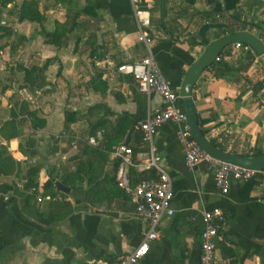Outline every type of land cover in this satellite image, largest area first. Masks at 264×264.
I'll return each instance as SVG.
<instances>
[{"label": "crops", "instance_id": "1", "mask_svg": "<svg viewBox=\"0 0 264 264\" xmlns=\"http://www.w3.org/2000/svg\"><path fill=\"white\" fill-rule=\"evenodd\" d=\"M35 1L42 20H20L23 5ZM237 7L241 21L253 16L257 24L264 22V0H239ZM138 8L150 12L146 31L154 41L155 62L179 94L207 48L204 41L210 45L225 37L234 24L219 0H140ZM67 22L65 45L48 43L45 34ZM252 34L264 41V26ZM0 36V147L15 161L14 173L0 161V264L115 263L141 243L149 223L116 186L119 161L101 146L102 132L140 122L162 105L158 95L139 92L131 76L118 73L120 65L148 55L131 0L0 3ZM222 57L231 71L216 78L211 68L206 70L193 92L200 127L226 152L264 155V66L257 57L232 55V47ZM34 68L43 70L42 87L25 82L24 70ZM177 107L186 112L182 98ZM66 112L77 119L68 127ZM29 113L44 127L35 128ZM93 127H101L96 136L90 135ZM133 129L123 143L130 137L138 163L148 146ZM176 132L177 126L168 123L154 138L161 165L172 179L175 214L163 220L160 240L151 243L140 264H200L203 214L215 209L226 216L217 243L220 264H264V191L258 181L233 183L230 193L221 195L206 164L193 170L185 166ZM94 137L96 146L89 144ZM82 141L101 148V154L82 152ZM83 164L81 174L94 176L93 182L63 184L69 195L45 191L50 172L73 175ZM31 168L37 170L33 180L39 211L47 213L55 197L71 204L68 217L47 226L32 216L19 194Z\"/></svg>", "mask_w": 264, "mask_h": 264}, {"label": "built area", "instance_id": "2", "mask_svg": "<svg viewBox=\"0 0 264 264\" xmlns=\"http://www.w3.org/2000/svg\"><path fill=\"white\" fill-rule=\"evenodd\" d=\"M219 1L224 8L225 0ZM131 3L141 29L140 41L146 45L148 55L140 62L120 65L118 73L131 76L137 83L139 92L148 96L158 95L162 99V105L151 108L146 118L138 123L142 143L148 146V152L143 155L145 159L138 163L135 162L133 149L125 143L115 146L112 150L113 157L119 161L116 171L118 188L132 198L136 205V215L149 223V228L144 233L141 243L131 253L113 264H140L149 253L151 243L160 240V227L163 220L175 214L172 206L174 199L172 179L161 165V156L154 146L156 134L168 123L177 126L176 136L184 152L185 166L189 170H193L201 164H206L209 170L214 173L215 185L221 195L227 196L233 183L251 181H258L259 187L264 191V170L247 169L216 160L193 139L188 115L177 107L181 96L161 73L155 62L152 51L154 41L146 31L150 28V12L138 8L140 0H131ZM231 47L232 55L241 54L245 58L247 56L256 57L253 50L245 44H234ZM222 58L221 55L216 62H221ZM89 144L96 146L98 144L97 137L90 138ZM23 160L26 159L23 158ZM132 169L139 173L151 172L154 175L149 180L132 185ZM225 220V213L220 209L203 214L204 229L201 235L200 264H220L217 257V243Z\"/></svg>", "mask_w": 264, "mask_h": 264}, {"label": "trees", "instance_id": "3", "mask_svg": "<svg viewBox=\"0 0 264 264\" xmlns=\"http://www.w3.org/2000/svg\"><path fill=\"white\" fill-rule=\"evenodd\" d=\"M14 0H0V3L2 6H7L8 4L12 3ZM239 4V0H225L224 2V8L223 11L230 14V18L234 22V24L230 25L227 31H225L224 35H232L235 33L247 31L250 33H253L254 29H261V26L255 22L254 19H244L241 21V18L239 14L237 13V6ZM38 6V1H35L33 3H25L22 8L20 20H25L27 18L41 21L42 17L40 16L39 12L36 10V7ZM35 8V10H34ZM28 11L31 13V16L29 15ZM72 21V20H71ZM70 22L65 23V25L62 26L61 29L53 32V33H46L45 38L47 39V42L50 44H54L57 47L61 48L65 45L67 32L70 30L68 29ZM239 24V26H237ZM76 25V24H75ZM263 31V30H262ZM9 35L8 31H6L5 35ZM227 34V35H226ZM1 38V36H0ZM195 44V43H194ZM203 45L208 46L209 41H204ZM250 62V61H249ZM211 70L214 72V76L216 78H222L224 77L228 72L231 71V69L222 61L216 62L215 65L211 67ZM25 72V82L30 84L31 86H38L42 87L44 85L43 77L40 75V72L42 73L43 70L34 68L31 70H24ZM40 75V76H39ZM41 80V82H39ZM29 115L33 118V126L35 128L38 127H44V122L41 121L35 113H29ZM125 119H128L129 116H124ZM76 116L74 113L66 112V126L68 127L70 124L76 122ZM138 123L139 121H132L131 123H127L125 127H117L113 129L111 132H108L107 129H105L102 132V139L101 146H104V150L106 152H112L113 148L121 143H123V140L129 130H132L133 132L140 133L138 130ZM136 126V128H135ZM103 128V127H102ZM101 127H93L90 135L96 136L97 131L100 130ZM141 135V133H140ZM141 141H142V135H141ZM212 144L216 147L222 149L215 141L211 140ZM82 146V152L88 153L90 155L94 154H101L102 151L99 149L101 148H93L89 147L88 143H85L82 141L80 143ZM130 146V144H128ZM223 150V149H222ZM136 153V152H135ZM259 155V154H256ZM0 161L3 162L4 167L7 168L9 173H14L15 171V161L14 159L9 155L6 147H0ZM119 165V164H118ZM118 165L116 167V171L118 168ZM86 164L81 165L78 171L73 175H64L62 177H56L55 173L50 172V179L45 184V191H49L50 189H56L59 192V189L56 186L57 180H60L62 184L68 186V187H74L77 185L82 184L85 179H87L90 183L93 182V179L95 178L92 175H85L83 176L81 173H83L84 167H86ZM83 167V168H82ZM116 171H115V184H116ZM37 170L36 169H30L29 170V178L25 184V190L24 193H19L23 200H25V203L28 204L30 213L32 216H34L39 222L51 226L55 223H57L60 220L65 219L68 217L72 211L73 208L71 204L67 202H58L54 201L55 197H51V201L49 204V209L47 213H42L39 211L37 204L39 201V194L36 190L37 186L35 181L33 180L34 176L36 175ZM154 174L152 173H138L135 169L131 170V176H132V185H137L141 183L142 181L149 180L153 177ZM73 179L72 183H68L69 179ZM117 186V184H116ZM118 187V186H117ZM34 192H31V191ZM123 191V190H122ZM19 192V191H18ZM124 192V191H123ZM125 193V192H124ZM61 194V193H60ZM126 194V193H125Z\"/></svg>", "mask_w": 264, "mask_h": 264}, {"label": "water", "instance_id": "4", "mask_svg": "<svg viewBox=\"0 0 264 264\" xmlns=\"http://www.w3.org/2000/svg\"><path fill=\"white\" fill-rule=\"evenodd\" d=\"M234 44H245L249 46L264 66V42L258 36L247 31L227 35L207 46L202 57L192 65L183 82L180 96L186 107L191 135L205 152L221 162H226L247 169L263 171L264 155H236L226 152L212 144L211 140L205 136L200 127L197 108L193 99L194 89L203 73L215 65L217 58L220 57L227 48ZM129 142L130 137L127 138L125 144L128 145ZM56 186L59 191L64 194L69 195L71 193V190L60 182H57Z\"/></svg>", "mask_w": 264, "mask_h": 264}, {"label": "rangeland", "instance_id": "5", "mask_svg": "<svg viewBox=\"0 0 264 264\" xmlns=\"http://www.w3.org/2000/svg\"><path fill=\"white\" fill-rule=\"evenodd\" d=\"M263 15H264V14L261 15L262 18H264ZM254 18H256V17L251 16V19H254ZM262 21H264V20H262ZM259 25H260L261 27L264 26V22H263L262 24L259 23ZM262 32H263V31H262ZM229 49H231V47L227 48V49L224 51V53L222 54V56L225 55V54H227V52L229 51Z\"/></svg>", "mask_w": 264, "mask_h": 264}]
</instances>
